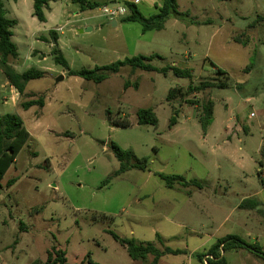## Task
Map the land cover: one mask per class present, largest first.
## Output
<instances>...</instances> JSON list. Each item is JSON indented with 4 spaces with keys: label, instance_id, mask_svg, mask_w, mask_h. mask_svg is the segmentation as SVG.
<instances>
[{
    "label": "rangeland",
    "instance_id": "rangeland-1",
    "mask_svg": "<svg viewBox=\"0 0 264 264\" xmlns=\"http://www.w3.org/2000/svg\"><path fill=\"white\" fill-rule=\"evenodd\" d=\"M90 1L101 6L81 12L71 0L52 1L43 26L32 16L33 0L17 15L14 0H3L7 18L17 20L11 39L18 57L9 65L43 77L21 95L0 68V118L17 115L30 133L1 182L0 264L43 263L53 246L71 264L87 263L88 255L97 264H151L152 257L134 260L112 234L186 251L165 255L164 264H199L196 254L228 237L264 251V0H176L179 19L171 15L162 30L147 32L122 18L112 26L102 14L103 5L121 0ZM138 1L145 17L162 4ZM55 45L75 71L155 56L152 66L189 69L193 79L125 66L96 83L56 64ZM203 82L215 86L168 101L171 90ZM38 99L43 107L23 109ZM209 102L213 120L204 133L200 119ZM141 109L152 110L158 124L140 125ZM125 119L129 127L115 124ZM113 143L147 159L148 170L117 174ZM158 173L183 176L189 185L167 187ZM224 255L227 264H264L244 248Z\"/></svg>",
    "mask_w": 264,
    "mask_h": 264
},
{
    "label": "trees",
    "instance_id": "trees-1",
    "mask_svg": "<svg viewBox=\"0 0 264 264\" xmlns=\"http://www.w3.org/2000/svg\"><path fill=\"white\" fill-rule=\"evenodd\" d=\"M49 1H59V0H33V17H35L39 22L45 23L47 21L46 12L49 9ZM74 4L80 6L81 11L93 10L101 6L100 3L90 0H71ZM123 6L126 8L127 13L122 17V22L130 23L135 22L141 24L143 32L157 30L160 31L164 28V21L167 17L173 15L175 18L179 19V12L177 11L176 0H161V5L157 6V13L150 17H145L138 6L127 0H121ZM106 6V5H103ZM258 22L264 23V17H259ZM17 25V22L13 19L7 18L6 10L4 7L3 0H0V68L4 73L10 86H12L16 91L23 95L27 83L32 80H37L43 77V72L36 69H29L24 73L17 72L12 66L9 65V58L12 57L16 59L18 57V48L16 44L12 41L13 28ZM53 36V42H58V37L54 32L51 33ZM53 47L51 55L54 56V61L56 64L61 65L68 72L69 76L81 77L87 80H93L96 83L102 82L109 74L118 73L121 68L125 66H130L133 69H141L147 72H158L164 75L172 73L178 78L192 80V71L189 69H182L177 66H165L162 68L154 67L150 64L151 60L155 56L145 57H133L127 58L125 60H119L113 64L106 65L103 67H96L93 70H71L69 64L67 63L62 51L58 47ZM219 74H223L222 70H218ZM215 85L212 83H201L200 85L194 86L190 85L187 90L183 88L173 89L168 94V101L172 102L177 99L185 98L191 94L201 93L207 88H213ZM219 87H226L225 83H220ZM34 106H44L43 99L30 100L22 104L24 110H28ZM203 116L200 119V123L204 133H207L209 126L213 120V104L207 103L203 107ZM138 122L140 125H157L158 119L155 113L149 109H141L137 112ZM171 125L176 122L173 118ZM118 127H129L131 125L129 120H118L115 123ZM30 138V133L25 128L22 119L17 115L7 114L0 118V187L1 182L5 175L15 164L16 158L27 144ZM112 150L116 158L120 162V169L117 174L124 173L128 171L131 167L137 168L142 171L148 170L147 159H137L134 155L133 150L123 149L116 143L112 144ZM260 167L264 165V145L260 151ZM135 164H132V161ZM161 179L166 181L167 187H172L174 182H179L185 186L189 185L185 181V178L180 175L167 176L163 173L157 174ZM13 181L8 184L12 185ZM264 186V180L261 181ZM113 238L122 242L129 250L132 258L134 260H139L146 262L149 256L153 257L151 264H158L160 259L165 255H183L186 254L185 250L166 248L160 250L156 248L151 243L139 242L137 240H125L119 238L116 234H112ZM160 239V237H158ZM161 240V239H160ZM18 239L15 241L17 244ZM247 249L258 257L264 258V251L261 246L251 245L241 240L240 238L228 237L224 239H219L207 252L198 253L196 257L199 264H227L224 253L226 251L236 250V249ZM88 262L86 260L80 264H97L91 260L89 255ZM33 264H71L66 258V253L53 246L51 250L47 253V260L45 262L35 261Z\"/></svg>",
    "mask_w": 264,
    "mask_h": 264
},
{
    "label": "crops",
    "instance_id": "crops-1",
    "mask_svg": "<svg viewBox=\"0 0 264 264\" xmlns=\"http://www.w3.org/2000/svg\"><path fill=\"white\" fill-rule=\"evenodd\" d=\"M117 0H112V3L116 2ZM127 1H132L134 2L137 6L138 4L140 3L138 0H127ZM51 2L52 1H49V9L47 10V13H46V18H47V21L45 23H41L43 26H46L50 21H51V16H52V13H53V6L51 5ZM53 2H56V1H53ZM28 3V0H14V4H13V7H12V13L17 15L21 9V6L22 4H26ZM156 9H157V6H155ZM81 11V9H80ZM81 12H84V11H81ZM6 14H7V10H6ZM155 15V14H154ZM32 16H33V11H32ZM153 16V15H152ZM14 20V19H13ZM17 22V20H15ZM54 32L55 35L58 37L57 33L54 31V30H51L50 31V34ZM44 37V36H43ZM59 40V38H58ZM58 43V42H57ZM60 49V48H59ZM61 50V49H60ZM67 73V71H66ZM6 85H9V82L7 81L6 82ZM13 88V87H12ZM14 89V88H13ZM162 250V249H160ZM164 250V249H163ZM152 257V256H149V258ZM153 258V257H152ZM163 258V257H162ZM162 258L160 259V261L158 262V264H164V262L162 261ZM138 261V260H137ZM153 261V260H152ZM151 261V262H152Z\"/></svg>",
    "mask_w": 264,
    "mask_h": 264
},
{
    "label": "built area",
    "instance_id": "built-area-1",
    "mask_svg": "<svg viewBox=\"0 0 264 264\" xmlns=\"http://www.w3.org/2000/svg\"><path fill=\"white\" fill-rule=\"evenodd\" d=\"M101 12L104 16L108 17L110 20H116L122 18L126 15L127 10L123 5L118 6H103ZM254 114H251L253 116Z\"/></svg>",
    "mask_w": 264,
    "mask_h": 264
},
{
    "label": "water",
    "instance_id": "water-1",
    "mask_svg": "<svg viewBox=\"0 0 264 264\" xmlns=\"http://www.w3.org/2000/svg\"><path fill=\"white\" fill-rule=\"evenodd\" d=\"M115 3H116V2H114V4H115ZM111 25H112V26H117V22H116V20L111 21ZM90 30H91L90 28L85 29L86 32H87V31H90ZM80 32H83V31H80ZM63 79H64V77L61 76L60 78L57 79V82H60V81H62Z\"/></svg>",
    "mask_w": 264,
    "mask_h": 264
}]
</instances>
